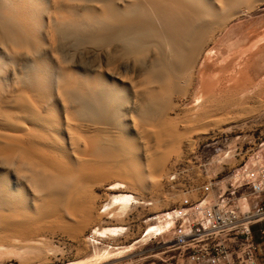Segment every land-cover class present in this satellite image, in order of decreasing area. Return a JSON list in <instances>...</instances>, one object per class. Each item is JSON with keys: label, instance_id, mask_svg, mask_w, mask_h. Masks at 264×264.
Here are the masks:
<instances>
[{"label": "bare ground", "instance_id": "bare-ground-1", "mask_svg": "<svg viewBox=\"0 0 264 264\" xmlns=\"http://www.w3.org/2000/svg\"><path fill=\"white\" fill-rule=\"evenodd\" d=\"M253 1L0 0V261L117 264L168 229L172 212L117 245L126 227L99 222L153 205L146 191L167 203L190 141L178 123L232 104L196 101L201 69L242 39L229 20ZM57 233L85 255L58 263Z\"/></svg>", "mask_w": 264, "mask_h": 264}, {"label": "rangeland", "instance_id": "rangeland-1", "mask_svg": "<svg viewBox=\"0 0 264 264\" xmlns=\"http://www.w3.org/2000/svg\"><path fill=\"white\" fill-rule=\"evenodd\" d=\"M241 12L229 20L232 25L229 36L239 35L242 39L233 45L230 52L213 56L203 65L196 95V101L225 98L231 99L232 104L217 109L212 118L203 123H178V127L185 131V138L187 136L190 141L182 145L181 158L172 163L162 188L167 203L160 205L154 191H146L141 194L149 201L152 199L153 205L137 204L125 216L118 218L102 215L100 226L126 227L123 234L106 239V242L127 245L144 234L149 218L165 217L172 212L171 216L165 217L169 227L162 235L154 236L145 243L137 242L117 264H181L177 250L167 248L173 242L176 209L196 201L204 202L201 187L208 183H212L213 187L208 198H213L216 193L214 186L225 189L234 168L250 160L264 161V0H254ZM219 32L223 33L222 30L216 31L217 34ZM220 46L222 50L225 48L224 44ZM256 101L261 104L257 105ZM184 108L180 107L181 116L184 115ZM251 108L252 111H249ZM97 190L98 195L101 193L100 199L106 198L109 191L106 185ZM127 190L140 194L133 189ZM243 205L247 207L245 203ZM54 235L53 244L62 248V253L54 256L58 263L79 260L85 255L68 236ZM0 264H18V259H3Z\"/></svg>", "mask_w": 264, "mask_h": 264}, {"label": "built area", "instance_id": "built-area-1", "mask_svg": "<svg viewBox=\"0 0 264 264\" xmlns=\"http://www.w3.org/2000/svg\"><path fill=\"white\" fill-rule=\"evenodd\" d=\"M201 187L205 201L181 207L171 245L181 264H264V161L234 168L227 187ZM247 205L243 209V204Z\"/></svg>", "mask_w": 264, "mask_h": 264}]
</instances>
